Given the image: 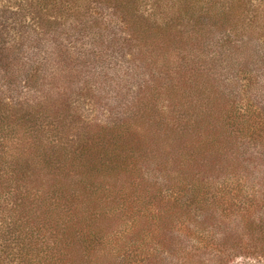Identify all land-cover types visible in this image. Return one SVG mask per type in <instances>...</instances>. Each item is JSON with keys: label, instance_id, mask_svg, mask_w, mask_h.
Instances as JSON below:
<instances>
[{"label": "rangeland", "instance_id": "rangeland-1", "mask_svg": "<svg viewBox=\"0 0 264 264\" xmlns=\"http://www.w3.org/2000/svg\"><path fill=\"white\" fill-rule=\"evenodd\" d=\"M249 5L247 14L256 17L250 22L255 29L251 33H246L247 22L243 26L230 17L226 24L221 12L206 16L196 12L190 20L183 15L169 21L161 51L144 33L132 37L128 33L124 37L129 43H123L121 26L108 22L111 10L106 7L95 9L86 20L61 9L64 15L55 24L41 22V42L34 39L33 45L35 24L0 21V38L10 45L7 53L0 52V97L9 107L0 110L7 124L2 133H16L24 126L37 140L53 139L67 159L86 161L90 169L95 166L92 170L101 175L89 187L97 202L106 198L97 203L101 208L121 209L111 198L132 185L146 196L139 211L152 217L147 221L140 216L138 228L144 232L133 238L145 233L147 237L135 239L131 246L124 245L128 227L122 223V212L106 213V218L114 215L116 228L101 248L113 255L115 264L132 260L138 252L135 247L146 252L144 262L136 264H264V139L259 137L254 144L250 136L257 127L246 124L251 120L241 123L234 114L242 108L237 93L250 95V105L264 107V0ZM186 6L181 9L186 11ZM142 8L136 3L140 24L148 22ZM6 13L10 16L9 10ZM97 15L105 20L100 27ZM153 19L149 24L157 26ZM151 28L147 33L155 35ZM207 28L210 33L203 30ZM237 28L236 34L226 36ZM78 29L85 37L71 34ZM53 78L55 92L48 84ZM137 104L134 123L139 128L126 125L116 132L108 128L105 146L92 140L98 133L90 129L93 117L106 132L107 126L124 123ZM32 105L34 109L28 108ZM78 108L83 113L73 119L69 115ZM187 117L191 122L186 126L182 120ZM20 142L13 143L19 151L15 154L4 144L0 160L9 164L16 158L19 190L35 198L56 179L41 163L42 145ZM97 146L106 154L98 156ZM15 183L11 181L12 186ZM71 201L64 203L69 206ZM64 203L62 199L66 209ZM86 210L89 216L96 211L92 201ZM33 212L37 216V210ZM159 219L165 222L164 232L154 227ZM45 228L54 231V226ZM66 229L72 232L73 222ZM74 235H62L61 240L75 246Z\"/></svg>", "mask_w": 264, "mask_h": 264}, {"label": "trees", "instance_id": "trees-1", "mask_svg": "<svg viewBox=\"0 0 264 264\" xmlns=\"http://www.w3.org/2000/svg\"><path fill=\"white\" fill-rule=\"evenodd\" d=\"M150 1L151 2L148 4H145L140 0H0V21L3 20L15 23H20V21H22V24L25 22V25L28 22L35 24L37 26V31L36 29L34 30L35 25L31 31V35L33 33L31 45H33L35 42L34 39L37 43L41 42L43 28L41 27V22L45 20L48 24V22L52 20V24H55L57 22L56 20L64 15L61 12V9L67 13L74 14V17L77 18V20L81 17L83 20H86L93 16V11L95 9L103 10L106 7L111 10H107V12H109L108 22L121 26L120 38L123 43H129L124 37V35H127L128 33L131 37L132 35L138 36L139 33H144L147 38L149 37L148 40H150V43L154 44L153 47H156V51H161V43H163L161 42V38L166 35V31L169 28V21L172 20V18L179 20L183 17V15H186L190 20V17H192L196 12L197 14L203 13L204 16L213 12H221L220 15L225 16L224 22H226V24H229V18L233 17L236 19L237 23L239 22L243 26H245V22L249 24L245 28L246 33L248 31V33H251L255 30L253 29V24L250 22H252V18L254 20L256 17H252V15L249 16L247 14V12L250 11L249 3L252 2V0ZM136 3L143 7L142 16L148 22L140 21L142 22L141 24L138 22V19L135 17ZM183 4L187 5L186 11L181 9ZM144 7L147 8V10H145ZM8 10L10 16H6V12ZM11 10L15 12L12 16L10 14ZM187 11H192L193 13H188ZM211 16L212 15H210V17ZM261 17H264V15ZM97 18L99 22L95 23L98 27H100L103 23H105V20H103L101 15H97ZM153 18L157 19V26L149 24L150 20H154ZM213 20L216 19H212V21ZM76 21H73L72 25H76ZM137 23L142 26L140 27ZM263 23L264 20H262L261 24ZM216 25H218V20L215 26ZM263 27L264 24L262 28ZM150 28L156 31L155 35H152V32L150 35L147 33V31H150ZM203 30L206 33L211 32L210 28ZM239 30L240 29L232 33L230 29L226 32V36L236 34ZM241 30L244 31V29ZM83 31L84 30L78 29L77 33L71 34H76L77 38L85 37ZM125 31L127 32L126 34H124ZM158 33H160V36H157ZM77 38H75V40ZM146 39H144V41ZM9 48L10 45L8 42L6 43L0 38V52L2 53L5 51L7 53L10 50ZM38 51L39 48H36V52ZM85 75L87 74L84 73L82 77ZM51 81H49L48 84L50 86V90L53 91L52 85L54 84L55 86L57 80L53 78ZM84 81H86L85 78ZM96 90L97 88H95V91ZM53 92H55V90ZM47 93L51 92L47 91ZM234 95L237 96L242 107L239 108L237 106V102L233 98L234 105L236 108H239L234 112L235 116L237 115V118H239L241 123H246L251 120L252 122H248L246 124L254 125L258 129L256 134L252 133L250 136L255 144L259 141L257 138L262 137L264 139V135H261L262 132L264 133V107H261V105L258 104L250 105V95L247 96L248 98L241 97L238 93ZM6 103L7 101L4 100L3 96H1L0 110L2 109V112L6 111L4 109L8 110L9 108L6 106ZM36 105H39V103L34 104V106ZM34 106L32 105L28 108L33 107L32 109H34ZM16 107L18 109L22 108V106L18 105ZM39 108L44 107L40 106ZM133 109V111H130L129 117L125 120L127 124L124 122L121 125H109L107 126L106 132L101 127L102 125L97 126V118L93 117L90 122L95 123L90 124V129H94L98 133H95L92 140L100 141V145L105 146L104 140L108 142V137H110L106 136L109 129L114 132L121 131L125 129L126 125L129 127L136 126L139 128L138 123H134L136 121L138 104L137 106L133 105ZM78 113L83 112H80L79 108L77 110L73 109L72 114L69 116H73L74 119L77 117ZM5 117L6 116L4 114L0 115V149H3V145L8 143L9 150L12 151V154H15L14 151L19 152L18 146L13 145L15 139L21 140V144L23 142L24 144L29 143L34 146L37 145V143L38 145H42V150H45V154L42 155L43 159H41V163L45 165L46 170L49 169L51 172L53 171L56 181L50 185L47 190L40 189L41 192L37 191L38 193L35 198L31 197V195H28L27 193L22 195L19 190L20 184H18L16 176V158L13 161L9 160V164H5L4 161L0 160V264H115L113 259L110 258L113 255L105 252V250L101 247H104L103 242L108 239L109 235H111L113 230L116 228V226L113 228L111 221L114 215L111 216V218H106V213H114L117 209H104L99 205L97 206L98 202L106 198L99 199L97 202V200L93 197L94 193L90 190L91 187H89L91 186L94 178L96 180L98 179L101 172L97 169L95 170L96 174L94 170H92L96 169L95 166H92V169H90V166L86 161L80 162L77 158L67 159V157L63 155L64 153L62 152V149L56 148L57 145H55L53 139L48 141H42L41 139L37 140V135L25 132L23 128L24 126L19 127V132L12 133L10 130V132L8 131L9 133L7 132V134H3L2 132L4 129H7ZM186 120L187 122H185ZM182 121H184L186 126L191 122L189 117ZM203 133H207V130L203 131ZM24 134H26V136H24ZM109 134L110 133L108 132V135ZM5 140H7V142H3ZM157 141L158 139L153 145H156ZM262 143H264V141ZM175 144L176 141L173 145L175 146ZM96 148H99V151L97 150L98 156H100L102 151L106 154L104 147L97 146ZM115 160H117V158ZM58 164L64 165L67 169L63 166H58ZM12 180L16 182L14 186L11 184ZM168 180L169 182L171 181L169 178ZM82 181L83 183H81ZM169 185L171 186V184H167V187H170ZM42 186L43 185L41 184L40 188ZM57 191L59 192L58 199L55 198ZM121 191V195L118 191V193L111 199L113 201L117 200L115 202L116 205L120 204L119 207L122 210L119 209L117 212H122V215L125 218L122 223L125 227H128L125 232L124 239V245L126 247L131 246V242L135 239L139 240L147 237L146 233L141 238H133V235L135 233L143 234L144 232L138 228L140 223L138 221L140 218L143 217L147 221H150V217H152V215H148L147 212L141 215L139 210L143 207L146 196H142L140 193H137L138 187H133L132 185L131 188L123 189ZM62 199L63 203L68 202V200H72L69 206L64 203L66 209H64L61 205ZM91 201L96 206V211H93L94 213L89 216L86 209L91 206ZM35 210H37V216L36 213L33 212ZM261 219H264V215H262ZM155 221L159 222H155L154 227H159L160 231L164 232L165 222L160 221V219ZM256 221L259 222L257 219ZM72 222L73 229L72 232H69L66 228H68ZM45 225L48 229H53L54 226V231L51 232L47 230ZM41 227L45 228V230H42ZM69 234H75L72 238L75 246H71L61 240L62 235L67 237ZM135 249L138 250L137 254H132V257L130 256L132 260H125L126 264H136L137 261L144 262L142 255L143 253H146L145 250L142 248L140 249L139 247H135ZM144 257L146 258V256Z\"/></svg>", "mask_w": 264, "mask_h": 264}]
</instances>
